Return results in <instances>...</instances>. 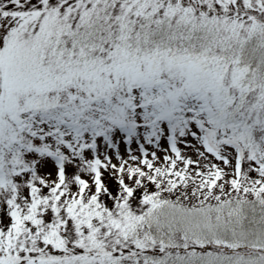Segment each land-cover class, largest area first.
I'll use <instances>...</instances> for the list:
<instances>
[{"label": "snow or ice", "instance_id": "6c2138e0", "mask_svg": "<svg viewBox=\"0 0 264 264\" xmlns=\"http://www.w3.org/2000/svg\"><path fill=\"white\" fill-rule=\"evenodd\" d=\"M0 264H264V0H0Z\"/></svg>", "mask_w": 264, "mask_h": 264}]
</instances>
